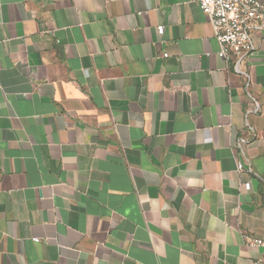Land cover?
I'll return each mask as SVG.
<instances>
[{
    "label": "crops",
    "instance_id": "0c3cea01",
    "mask_svg": "<svg viewBox=\"0 0 264 264\" xmlns=\"http://www.w3.org/2000/svg\"><path fill=\"white\" fill-rule=\"evenodd\" d=\"M253 38L236 70L197 0H0V264H255Z\"/></svg>",
    "mask_w": 264,
    "mask_h": 264
},
{
    "label": "built area",
    "instance_id": "2783aa9c",
    "mask_svg": "<svg viewBox=\"0 0 264 264\" xmlns=\"http://www.w3.org/2000/svg\"><path fill=\"white\" fill-rule=\"evenodd\" d=\"M197 2L200 10L212 24L219 47L217 55L224 63H233L234 68L238 70L240 62L256 50L253 32L264 29V4L259 0H197ZM156 30L161 34L163 26H157ZM237 169L243 170V164L239 162ZM249 186V183L244 185L246 189ZM248 242L253 246H264L262 238H250ZM255 264H264V255L256 260Z\"/></svg>",
    "mask_w": 264,
    "mask_h": 264
}]
</instances>
